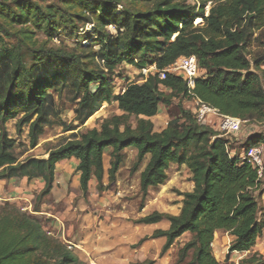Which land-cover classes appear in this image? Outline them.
<instances>
[{
    "label": "trees",
    "instance_id": "16d2710c",
    "mask_svg": "<svg viewBox=\"0 0 264 264\" xmlns=\"http://www.w3.org/2000/svg\"><path fill=\"white\" fill-rule=\"evenodd\" d=\"M199 18L201 26L195 24ZM87 25L92 26L86 31L88 45L56 41L58 36L78 39ZM191 55L204 70L193 89L184 76L168 73L163 79L154 72L116 93L119 64L162 70ZM66 89L74 95L81 125L105 103L118 102L122 113L49 148L47 157L20 160L7 122L17 119L18 132L29 124L30 146L36 147L45 127L53 124L50 91L62 95ZM193 97L223 115L264 122V0H0V179L42 180L34 212H41L52 194L59 162L78 160L86 201L93 179L104 190L105 150L112 149L108 175L114 183L124 150L134 147L138 155L131 174L149 156L140 177L141 206L151 187L166 183L171 164L187 165L192 173L194 188L181 193L180 214L154 211L133 221L170 223L157 232L166 238L164 253L187 233L191 237L178 251L179 264L188 258L187 264H224L232 252L251 251L264 234V182L240 152L230 155L228 139L214 138L217 131L196 120L184 104ZM161 104L174 105L178 116L158 132L151 117ZM253 138L243 151L264 141V136ZM218 231L233 237L223 262L212 246ZM51 233L20 206L0 204V264H83ZM240 264H264V259L253 254Z\"/></svg>",
    "mask_w": 264,
    "mask_h": 264
},
{
    "label": "rangeland",
    "instance_id": "374dc122",
    "mask_svg": "<svg viewBox=\"0 0 264 264\" xmlns=\"http://www.w3.org/2000/svg\"><path fill=\"white\" fill-rule=\"evenodd\" d=\"M45 3L54 2L55 0H41ZM191 3L197 2V0H189ZM212 5V2L207 3V13ZM196 25H203L202 19L199 18L195 22ZM115 33L113 27L109 28ZM91 30V26L87 25L85 28H81L79 31V37H67L58 36L57 42L63 41L71 47H76L79 43L88 45L90 39L86 31ZM204 73L203 69H200L199 75ZM116 84L117 87L123 88L132 82H136L140 78V74L137 70L127 64L121 63L117 67L116 71ZM52 95L49 101V107L51 108L50 118L53 120L52 125L45 127L44 134L40 136L38 145L34 148L30 146L29 138V124L23 126L22 132L17 131L16 123L17 119H13L7 122L6 128L10 137L16 140V154L20 160H24L28 157H47V151L49 148H56L69 139L80 136L82 132H85L90 128H99L103 119L110 117L114 114H118V109L113 106L103 105L102 108L91 117L82 126L75 119L74 109L76 102L72 101L73 93L66 89L62 95H58L53 91H50ZM177 103H175L176 105ZM185 106L192 107V101H185ZM176 108V107H175ZM250 135L264 136V122L253 123L247 122L243 126L242 132L237 136L230 138V147L235 149L236 152L243 150L244 144L241 143ZM264 144V141L262 142ZM149 157L141 164L137 172L131 174V167L133 166L132 159L129 157L126 163L122 164V169L118 173L116 182L110 183L108 170L110 164H106L105 177H104V190L99 191L97 189V181L93 179L90 182L89 195L86 198L87 207H84L82 203L79 204V208H83V212L79 214L77 209V203L80 198H84L81 189L76 188V180L78 172L74 170L68 179L67 189L68 195H70V202L62 201L56 206L46 205V210L53 211L54 213L64 214L62 230L58 228H49L50 223H54L55 219L44 217L43 215H37L34 213L32 206L27 201H5L4 197L0 199V204L9 202L10 204H16L28 214L39 218L47 225V229L51 230V235L60 239L59 235L63 233V244L68 250L75 252L76 247L84 251V254H80V261L83 264H101L98 263V259H102L103 264H119L118 254L121 255L122 260H125V264H138L145 261H153V264H162L161 260H152L154 255L147 252L145 246L141 248L135 247L134 244L141 238H147L156 231V228H151L147 231H141V226L133 222L151 214L154 211L162 213L178 215L181 212L183 195L181 193L188 192L191 186V177L187 169H174L170 170L168 183L157 187L151 188L148 196L146 197L143 205L142 193L140 189L139 176L141 170L147 164ZM61 169H59L60 174ZM8 185V184H7ZM37 185V184H36ZM10 197V196H8ZM31 200V199H30ZM88 214H85V213ZM84 218V219H83ZM82 224L79 227V224ZM166 225L164 226V228ZM227 234L224 232L220 236V245L213 246V252L219 260H225L227 256V243L224 246L221 243ZM218 238V236H215ZM190 239L188 234L183 235L175 241L171 247L169 262L166 264H179L178 251L179 249ZM164 243V242H163ZM153 244H157V240L153 241ZM215 244V243H214ZM129 246V247H128ZM125 247V248H124ZM131 249L127 259H123L125 253ZM134 258L136 262L130 260ZM236 258V257H235ZM189 258L180 264H187ZM225 261L224 264H232ZM223 262V261H222Z\"/></svg>",
    "mask_w": 264,
    "mask_h": 264
},
{
    "label": "crops",
    "instance_id": "0c3cea01",
    "mask_svg": "<svg viewBox=\"0 0 264 264\" xmlns=\"http://www.w3.org/2000/svg\"><path fill=\"white\" fill-rule=\"evenodd\" d=\"M184 104H185V102H184ZM105 105L116 107V109H118V111H119L118 114L122 113V111L119 110V108H118V102H113L111 104L105 103ZM176 116H178V112H177L174 105L168 106V105L161 104L159 107L158 114L151 117V120L154 123L155 130L158 132H161L162 130H164L167 127L168 122ZM209 119L212 122H216L218 120V116L215 114H211L209 116ZM82 126H84V125H82ZM239 134H237V135H239ZM251 136L252 135L248 136L245 140H242L241 143L245 144L248 141H250ZM258 137L260 138V136L254 135L253 139L258 138ZM111 151H112L111 148H107L104 152V155H103L104 169L106 168V164H108V163L110 164ZM242 152H243V150L240 153H242ZM123 153H124V162L123 163H126V160L130 155V157L132 159V163L134 164V162L137 159V155H138L137 149L134 147H130V148L125 149ZM147 157H149V156H147ZM77 165H78V160L76 158H72L69 160H63L57 164L55 183H54L52 194L43 203V205L41 207V212H34L37 215H43L44 217L55 219L54 223H50L49 228L53 227V228H58L59 230H62V226L64 225V222L62 221L64 218L63 217L64 214L54 213L53 211L46 210L45 206L46 205H50V206L55 205L56 206L58 203H60L62 201L70 202V199H71L70 195L71 194L68 195L67 184H68L69 177L71 176L72 172L74 170H76ZM140 166H142V165H140ZM145 166H144V168H145ZM175 168L180 169V170L187 169V171L189 173L187 176L192 177V173L190 172L187 165H179L176 163L171 164V166L168 170V174L170 175V170H174ZM59 169H61L60 174H58ZM121 169H122V166H121ZM143 169L141 170V172L143 171ZM120 170H119V172H120ZM141 172H140V176H139V182H140ZM118 173H117V176H118ZM76 177H77L76 188L79 189L80 188V179H79L80 173L79 172H78ZM262 180L264 182V177ZM43 185H44L43 181L39 180V179L32 180L30 182L28 181L27 178H13V179L8 180V181L5 179H0V199L2 200L3 197L5 198L4 199L5 201H9L10 199H11V201H17V200L27 201L29 199V204L33 208L34 203L36 201V196L40 192V190L42 189ZM151 188L155 189L157 187H151ZM193 188H194V183H193V181H191V186H190V189L188 191H192ZM150 189H149V191H150ZM8 196H10V197H8ZM263 203H264V194H263ZM223 233H224V231H218L215 234V236H218V238L215 237L213 245H215V246L220 245L219 239H220V236L223 235ZM225 233L227 234V236L224 237L223 240H221V243L224 241V243L226 244L227 243L226 241H228V244H227V249H228L227 254H228L229 253V247H230V244H231L233 237L230 235V233H228V232H225ZM187 234L191 237L190 233H187ZM224 243H222L223 244L222 246H224ZM253 254H257L258 257H262L264 259V234L261 237H259L257 244L255 245V247L251 251H247L244 253H241L238 251L232 252L230 255L231 260H229V262H231L232 264H240V261L242 259H246ZM220 261H225V260H220Z\"/></svg>",
    "mask_w": 264,
    "mask_h": 264
},
{
    "label": "built area",
    "instance_id": "2783aa9c",
    "mask_svg": "<svg viewBox=\"0 0 264 264\" xmlns=\"http://www.w3.org/2000/svg\"><path fill=\"white\" fill-rule=\"evenodd\" d=\"M200 67L198 64L197 57L195 55L191 56H182L178 58L173 64L169 65L167 68L159 70L156 66H150L143 68L142 70L137 71L140 74L138 83L146 81L150 73H158L160 78H166L168 73H175L181 76H184L188 85L191 89L195 87V79L199 76ZM125 91V88L117 87L116 93L122 94ZM192 111L196 120L202 125H209L215 131L217 135L214 137L226 138L230 141L232 136H237L243 130V126L246 121L234 116L223 115L219 112L218 109L212 107L206 102L202 101L197 97L192 98ZM211 114L218 116L216 122H212L209 119ZM263 123V122H262ZM257 124V123H255ZM230 145V144H229ZM230 155L234 156L237 152L229 148ZM239 157L250 164L258 172L260 178L264 177V144L254 145L249 148H245Z\"/></svg>",
    "mask_w": 264,
    "mask_h": 264
},
{
    "label": "flooded vegetation",
    "instance_id": "af4514ba",
    "mask_svg": "<svg viewBox=\"0 0 264 264\" xmlns=\"http://www.w3.org/2000/svg\"><path fill=\"white\" fill-rule=\"evenodd\" d=\"M165 225L166 227L164 228ZM169 226L170 224L168 223L167 220H163L159 223H152V224L141 223V231H147L153 227L156 228L155 229L156 231H153L152 234L148 236L147 238L139 239L137 243L134 244V246L135 247H139L140 245L145 246L147 252L155 256V258L152 260L160 261V259L162 258L164 254V250H163L164 243L163 242H165L166 238L157 232L168 230ZM155 239L157 240V244H153V241Z\"/></svg>",
    "mask_w": 264,
    "mask_h": 264
},
{
    "label": "water",
    "instance_id": "95a60500",
    "mask_svg": "<svg viewBox=\"0 0 264 264\" xmlns=\"http://www.w3.org/2000/svg\"><path fill=\"white\" fill-rule=\"evenodd\" d=\"M80 203H82L84 207H87V202L85 201V199H84V198H80V199L78 200V203H77V205H78V206H77V209H78L79 214H81V213L83 212V208H79V204H80ZM85 214H88V213L86 212ZM168 223H169V222H168ZM169 224H170V223H169ZM81 225H82V224L80 223V224H79V227H81ZM138 225L141 226V224H138ZM59 237H60V239H63V233H62V232L60 233ZM141 246H142V245H140L138 248H141ZM128 247H129V246H128ZM170 251H171V248H170L167 252H165L164 255L162 256V258H161V259H162V260H161V263H162V264H166V263L169 262ZM75 252H76L78 255H80V254H84V251L81 250V249H78L77 247H76V249H75ZM130 252H131V249H129V250L125 253L123 259H127L128 256H129V253H130ZM117 257L120 259V260H119V264H125V260H122L121 255L118 254ZM101 260H102V259H98L97 262L103 264ZM130 260L133 261V262H136V260H135L134 258H130Z\"/></svg>",
    "mask_w": 264,
    "mask_h": 264
},
{
    "label": "bare ground",
    "instance_id": "6f19581e",
    "mask_svg": "<svg viewBox=\"0 0 264 264\" xmlns=\"http://www.w3.org/2000/svg\"><path fill=\"white\" fill-rule=\"evenodd\" d=\"M90 26H91V25H90ZM91 27H92V26H91ZM166 183H168V180L166 181ZM166 183H165V184H166ZM165 184H163V185H165ZM163 185H161V186H163Z\"/></svg>",
    "mask_w": 264,
    "mask_h": 264
}]
</instances>
